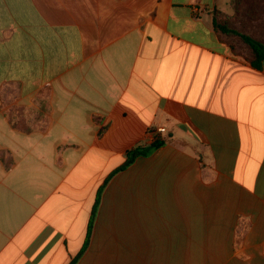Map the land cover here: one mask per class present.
Instances as JSON below:
<instances>
[{
  "label": "crops",
  "instance_id": "crops-1",
  "mask_svg": "<svg viewBox=\"0 0 264 264\" xmlns=\"http://www.w3.org/2000/svg\"><path fill=\"white\" fill-rule=\"evenodd\" d=\"M232 1L0 0V264H70L107 179L77 264H264V62L216 31Z\"/></svg>",
  "mask_w": 264,
  "mask_h": 264
},
{
  "label": "trees",
  "instance_id": "trees-1",
  "mask_svg": "<svg viewBox=\"0 0 264 264\" xmlns=\"http://www.w3.org/2000/svg\"><path fill=\"white\" fill-rule=\"evenodd\" d=\"M262 4L263 10H264V0H233L232 5L234 8V16L231 18H223L220 20L215 21V29L218 32L223 33L227 36H236L237 38H240L252 51L253 58L250 59L251 64L256 68H261L262 63L264 62V41L259 40V37L264 34V13L261 14L259 11H257V4ZM247 6L248 12L241 14V9L243 7ZM218 19L221 18V16L217 17ZM235 19H241V23L245 24V21L247 23H251L252 26H248V29L246 32L243 30H238L233 26H229L231 24V21H234ZM245 26V25H244ZM164 144L163 141H156L152 149L160 147ZM149 150H144L141 147H136L127 153V160L126 162L117 170H115L112 175L115 173L125 169L126 167H129L132 165L135 160L140 156H146L148 155ZM111 175V176H112ZM110 176V177H111ZM108 179L105 181L104 185H102L98 191L96 201L94 204V207L92 209V213L90 216V220L88 223L86 238L83 244V247L78 254V256L70 263V264H77L78 260L81 258V256L86 252L88 249L92 233L94 229V224L97 217V211L100 205V197L103 192V189L105 185L107 184Z\"/></svg>",
  "mask_w": 264,
  "mask_h": 264
},
{
  "label": "rangeland",
  "instance_id": "rangeland-1",
  "mask_svg": "<svg viewBox=\"0 0 264 264\" xmlns=\"http://www.w3.org/2000/svg\"><path fill=\"white\" fill-rule=\"evenodd\" d=\"M257 11H259V13H261V14H263L264 13V10H263V7H262V4H260V3H258L257 4ZM246 12H248V10H247V6L246 7H243L242 9H241V14H244V13H246ZM221 19H222V17L219 19L220 21H221ZM241 19H239V21H238V19H235L234 21H231V24L229 25V26H233V27H235L236 29H238V30H243V31H247V30H249L248 29V26L250 27V26H252V24L250 23H247L246 22V20H244L245 21V24H242L241 22ZM245 25V26H244Z\"/></svg>",
  "mask_w": 264,
  "mask_h": 264
},
{
  "label": "built area",
  "instance_id": "built-area-1",
  "mask_svg": "<svg viewBox=\"0 0 264 264\" xmlns=\"http://www.w3.org/2000/svg\"><path fill=\"white\" fill-rule=\"evenodd\" d=\"M158 132L159 133H163V132H165V129L164 128H160V129H158Z\"/></svg>",
  "mask_w": 264,
  "mask_h": 264
}]
</instances>
